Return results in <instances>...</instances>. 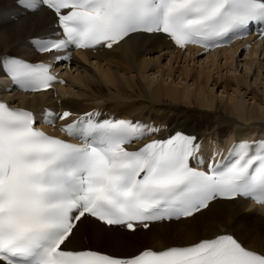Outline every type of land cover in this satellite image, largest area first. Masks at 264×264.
I'll list each match as a JSON object with an SVG mask.
<instances>
[{"label":"snow or ice","instance_id":"6c2138e0","mask_svg":"<svg viewBox=\"0 0 264 264\" xmlns=\"http://www.w3.org/2000/svg\"><path fill=\"white\" fill-rule=\"evenodd\" d=\"M17 3L54 17L52 34L32 43L57 62L69 60L72 48L123 47L141 34H166L181 48L195 44L206 50L250 35L253 24L264 36V0ZM0 72L26 92L65 83L48 63L7 54L0 57ZM72 116L46 109L40 123L55 125ZM99 117V112H87L64 125L68 137L83 142L74 144L35 127L31 111L0 100V264H264V254L228 233L132 256L74 250L89 218L135 231L157 222L195 219L221 198L264 205V141L236 143L226 158L216 162L213 156L202 170L205 162L198 158L195 136L176 133L129 150L158 129Z\"/></svg>","mask_w":264,"mask_h":264},{"label":"bare ground","instance_id":"6f19581e","mask_svg":"<svg viewBox=\"0 0 264 264\" xmlns=\"http://www.w3.org/2000/svg\"><path fill=\"white\" fill-rule=\"evenodd\" d=\"M54 28V17L49 11L25 12L19 8L17 0H0V57L5 54L21 58L36 56L33 39L50 36ZM244 44L238 42L230 49L203 53L200 47L186 51L175 49L163 36L136 35L123 47L74 56L71 64L79 75L72 77L69 73L67 76L77 84L73 89L65 91L63 86L30 97L16 94L9 98L16 107L36 113H43L45 107L55 111L69 110L77 115L99 110L103 118L115 116V119H129L148 126L151 123L163 125L169 134L183 131L195 136L203 143L204 154L213 147L209 145H230L240 140L264 141V97L260 93L252 96L255 103L248 105L254 107H247L244 96H230L229 100L219 102L207 91L209 83L215 88L218 81L224 84L223 89L232 86L231 78L241 79L237 84L248 83L253 71H257L255 81L264 85V42H252L250 49ZM244 52L242 66L247 69V75L238 77V72L225 68L232 64L239 68L242 64L239 58ZM155 54L159 55L153 58ZM52 58V54L39 57L40 60ZM162 61L167 64L163 65ZM187 63L198 66L191 68ZM89 65L95 66L96 72L90 70ZM67 67L61 64V72ZM222 71L231 75L226 77ZM156 74V80L152 79ZM188 79L193 80L191 84ZM68 85L71 84L68 82ZM252 86L255 85L252 83ZM190 104L192 106H188ZM223 233L232 234L243 246L264 254V207L258 208L242 200L216 201L196 214L195 219L158 223L149 230L134 232L106 228L89 218L77 234L73 248L82 250L90 249V245H102L113 253H109L111 255L132 256L144 250L142 246L129 247L128 242L134 237L146 240L145 249L161 250L186 246Z\"/></svg>","mask_w":264,"mask_h":264},{"label":"rangeland","instance_id":"374dc122","mask_svg":"<svg viewBox=\"0 0 264 264\" xmlns=\"http://www.w3.org/2000/svg\"><path fill=\"white\" fill-rule=\"evenodd\" d=\"M138 38H141V37H138ZM158 55L159 54H155L154 55V57L153 58H156V57H158ZM206 55H204L203 56V58L205 57ZM190 57V56H189ZM188 57V58H189ZM260 58H262V57H260ZM239 61L242 63L241 64V66L243 65V62L245 61V52L241 55V57L239 58ZM163 62V65L165 64H167V62L166 61H162ZM102 63V62H101ZM224 62L222 61V64H223ZM188 64V63H187ZM186 64V65H187ZM180 65H183V64H180ZM191 68L192 67H194L195 66V69L197 68V64H194V63H189L188 64ZM234 65V66H233ZM236 66V64H232V65H230V66H228V68H225V69H227V70H232V71H236V72H238V74H236V76H238V77H240V75H242V77L244 76V75H247V73L245 72V71H247V69H245V67H239V68H237V67H235ZM88 68L90 69V70H92L93 72L95 71L96 72V67L95 66H88ZM262 69H264V68H262ZM154 72H155V70H154ZM222 75H224V76H228L229 77V75H231V74H229V73H227V71H222V73H221ZM71 75H72V77H76V75H79L77 72H76V69L73 67L72 69H71ZM251 79L248 81V83L246 82V81H242L241 83H239V84H237L239 81H241V79H237V80H235V79H233V78H231V80H232V82H233V84H232V86H230V87H225L224 89H223V86H224V84L222 83V81H218V83H219V85H216L215 86V88L213 87L214 86V84H210L209 83V86H208V89H207V91L208 92H211L216 98H217V101L219 100V102H225V101H227V100H229L230 99V96H232L233 98H236V97H238V96H244V98H245V101L247 102V107H254V106H248L249 104L250 105H253L254 103H255V101L253 100V97L252 96H255L256 94H259L260 96H263L264 97V94L260 91V90H263L264 91V85H262L260 82H258V81H255V79L256 78H254V77H256L257 76V71L256 72H251ZM263 76H264V70H263ZM154 77L156 78V77H158V75L156 74L155 76L153 75L152 76V79H154ZM232 77V76H231ZM154 80H156V79H154ZM193 81V80H192ZM192 81H191V79H188V83L189 84H191L192 83ZM254 81H255V83H254ZM68 82L71 84V85H68ZM221 82V83H220ZM176 83H179V81H176ZM250 83V84H249ZM252 83H253V85H255L254 87L252 86L251 87V85H252ZM222 84V85H221ZM75 85H77L76 83H75V80L73 79V78H68L67 79V84H65L64 85V87H65V91H68L69 89H73V88H75ZM250 85V86H249ZM217 87H219V88H217ZM238 88V89H237ZM250 88H252V90H251V92L252 93H250V89H249V91H248V89ZM231 89V90H230ZM235 89V90H234ZM76 90V89H75ZM233 91H235L237 94H235ZM239 91V92H238ZM256 92V93H254V92ZM260 91V92H259ZM235 95H238V96H235ZM30 97V96H29ZM252 97V98H251ZM240 99V98H239ZM259 104V102L257 103V105ZM188 106H192L191 104L190 105H188ZM239 125H242V124H239ZM250 126V125H249ZM222 203H225V202H222ZM176 225H178V224H176ZM166 226H168V225H166ZM136 235H139V233L138 234H136ZM134 237V236H133ZM124 239H126L127 238V235H124V237H123ZM136 237H134V239H132V238H130V239H132V240H130L128 243H130V245H129V247H131V248H137V247H140V246H142L143 248L142 249H145L146 247V240H144L143 238V241H142V239H135ZM137 243H136V242ZM145 242V243H144ZM90 249L91 250H95V251H100V252H106V253H111V252H109L107 249H106V247H104V246H99V245H97V246H95V245H90ZM111 254H113V253H111Z\"/></svg>","mask_w":264,"mask_h":264}]
</instances>
